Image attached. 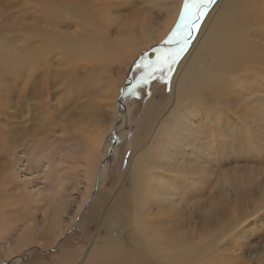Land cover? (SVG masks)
<instances>
[{"label":"rangeland","instance_id":"rangeland-1","mask_svg":"<svg viewBox=\"0 0 264 264\" xmlns=\"http://www.w3.org/2000/svg\"><path fill=\"white\" fill-rule=\"evenodd\" d=\"M0 1L6 3L0 2V42L6 50L4 54H0V76H3L0 80V136L3 135L0 137V264H83L91 241L101 230V219L111 204L116 189L127 185L124 175L131 157L138 149L151 155L148 145L151 136L172 104L171 80L173 81L175 71L177 76L181 74L184 63L179 68L178 64L191 47V41L198 31H201L200 26L217 0H213L203 9L204 15L197 21V27L192 29L193 38L186 45H182L184 51L172 64V71L165 72L164 79L154 80L148 94L138 91V98L134 96V93L137 94L136 90L130 87L124 91L121 98L122 88L127 87L130 65L137 56L154 47V44H168L167 41L179 22L183 0L180 1V10L175 22L164 34V28L160 26L168 21L166 10L175 6L170 0L120 2L118 6L121 10L111 13L110 16L118 17L120 12L119 17H122L121 23L124 27L123 38L136 37L135 41L139 47L108 65L105 73L100 74L99 81L96 80L98 84L93 87L80 84L91 81V76L86 71L87 64L81 60L78 62L84 56L76 55L72 50L65 57L60 54V57L71 65V70L74 71L71 76L74 77L75 74V78L54 84L48 93L45 92L47 88L42 85L40 94L23 92V78L30 72L37 71V56L41 55L37 53L41 45L44 44L47 50L48 41L51 44L62 42L61 35L72 31L64 28V24L70 23L71 15L62 8H56L52 12V19H57L56 30L60 33L55 38L56 42L54 39L46 40L41 37L39 26L42 25L35 21L42 15L38 10L41 9V0H34L32 5L30 0ZM62 1L73 5V0ZM99 1L106 6L111 2ZM74 2L88 3L87 0ZM148 28H155L154 38L159 35V40L148 44L138 42L141 40L139 35L147 34L145 30ZM113 35L115 34L110 37ZM183 35L188 37L187 32ZM161 50L157 48L154 51V58L162 53ZM51 51L53 52L52 48ZM26 53L33 54L31 61H34L29 64L11 58L16 55L23 58ZM71 55H75L74 59ZM153 56L143 55L141 60ZM11 60L15 61L14 67L6 64ZM29 65L34 68L27 70ZM140 70L143 69H139L137 65L134 71H131L132 80L136 79ZM41 72L42 69L38 68V74ZM240 74L246 76L245 71ZM251 81L240 82L238 85L241 93L226 97L224 104H215L211 97L206 105L208 107L196 106L202 101L203 95V92L195 90L198 86L196 82H193V90L188 98V103L191 104L189 109L192 110L195 106L198 112L196 117L187 112V118L191 120L188 127L194 131L181 138V143L186 146L182 147L176 161L185 163L181 172L186 173L189 182L180 186L176 180L167 182V185L172 187L174 193L180 194L181 200L189 199L182 207H185V214L194 221L203 219L209 207H213L219 219L229 216L241 217L239 226L227 234L225 241L219 242L218 248L224 246L227 251L222 254L216 249L209 253L206 251L203 256L197 258L198 264H264V208L257 209L264 199V79L259 82ZM249 84L255 86L254 89L250 90ZM27 87L31 88L29 85ZM120 98L121 104L125 106L123 109L119 104ZM83 104L96 108L99 123L83 124L75 120V115L80 112ZM146 109L148 113L147 117H144ZM207 115L210 119H207ZM68 119L71 123H67ZM141 119L148 122L143 135L142 130H138ZM80 126L87 133L91 131L99 132L98 136L101 134L100 145L91 153V157L86 156L85 149L82 150L76 131H71L72 128ZM115 136L117 142L108 156V147L112 145ZM200 146L201 150L196 153L195 150ZM135 149L137 150L134 151ZM190 154L199 158L194 161L195 165L200 163L203 166L201 180L194 176L189 164ZM164 167L167 168V164ZM99 168L100 178L96 183L97 190L92 196ZM57 173L60 179H57ZM58 183H62L63 195L56 197L62 199L57 207L51 208L47 216L42 218L41 214L45 209L42 213L41 210L36 212L37 204L32 203L29 211L34 213V220L27 222L25 195L44 200L38 204L42 209L58 187ZM14 186L21 190L25 186L24 195L20 191L15 192ZM195 187L197 190L201 189V192L195 193ZM65 195L67 197L64 198ZM101 197L106 199L103 204L100 202ZM55 210L59 211L56 213ZM154 212L155 210L149 211ZM55 222L58 224L53 230ZM30 225H33V231L36 233L33 237L30 235L29 241L20 249H14L12 252L13 243L23 238L24 227ZM208 241L209 237L205 236L197 238L194 243L206 245ZM188 259L186 264L194 260L191 257Z\"/></svg>","mask_w":264,"mask_h":264},{"label":"bare ground","instance_id":"bare-ground-1","mask_svg":"<svg viewBox=\"0 0 264 264\" xmlns=\"http://www.w3.org/2000/svg\"><path fill=\"white\" fill-rule=\"evenodd\" d=\"M33 1L30 0V5L34 3ZM87 1V4H75L73 0L74 6L66 4L62 0L40 1L41 9L38 10L42 15H39L35 21L42 25L39 26L41 37H45L46 40H55L60 34L56 30L57 19H52L54 17L52 12L56 8H62L71 15L70 23L64 24V28L72 31L64 32L61 35L62 42L55 40L57 43L51 44L48 41L47 50H45L44 44V46L41 45L43 48L40 47L41 53H39L40 51L37 53L41 55L37 56L39 62L36 64L39 67H37V71L30 72L26 78H23V92L40 94V86L44 85L47 88L45 92L48 93L49 88L54 84L75 78V74L74 77L71 76L74 71L71 70L69 62L60 57V54H63L64 57L68 55L70 50L76 55L84 56L78 62L81 60L87 64L86 71L91 76V81L87 84L83 82L80 84L85 87H93L98 84L96 80L100 78L102 72L105 73L108 65H112L128 52L139 47L135 41L136 37L123 38L124 27L121 23L122 17H119L120 12H118V17L110 16L111 13L121 10L118 4L120 5V2L124 0H111L108 6L100 3L99 0ZM180 1L182 2V0H170L175 6L166 10L168 21L162 26L159 25L164 28L163 34L168 32L175 22V17L178 16L180 10ZM0 2L5 3V1ZM97 8L101 9L97 10ZM202 25L203 27L199 28L201 31H198L194 41H191V47L186 54L184 53L185 55L178 64L179 68L184 63L181 74L177 76V71H175L173 81L171 80L172 104L151 136V142L148 144L151 148V155L138 149L131 157L124 175L127 185H121L116 189L111 204L102 219L100 218L101 226L99 227L101 230L99 229L100 231L91 241L86 261L83 264H186L190 257L194 259L190 264H198L197 258L203 256L206 251L209 253L216 249L219 254L227 251L224 246L218 248L219 242L225 241L227 234L239 226L238 222L241 217L229 216L219 219L213 207H209L203 219L194 221L185 214V207H182L189 199L181 200L180 194L174 193L167 182L177 180L180 186L189 182L186 173L181 172L185 163H179L176 159L180 156L182 147L186 146L181 143V138L194 131L189 129L188 123L191 120L187 118V112L195 117L198 112L195 106L192 107V110L189 109L191 104L188 103V98L193 90V82L198 85L195 90L203 92L202 103L200 102L196 106L204 107L208 105L211 97L215 100V104L216 102L224 104L226 97L241 93L238 85L240 82L245 80L259 82L264 79V0H217ZM154 29H146L145 31L148 33L140 34L138 38L141 40L138 42L148 44L151 41L159 40V35L154 38ZM111 34L115 35L111 38ZM96 38L99 40L97 41ZM39 41L41 40L39 39ZM51 48L53 52H50ZM5 52L6 50L0 42V54ZM31 55H23V58L16 55L11 58L16 59L15 61L23 60V64H29L33 58ZM57 55H59L58 58H56ZM71 56L74 59L75 55ZM13 61H8L6 64L14 67ZM38 68L42 69L39 74ZM241 71H245L246 76L241 75ZM75 73L77 72L75 71ZM0 77L1 80L3 76ZM28 85L31 88H26ZM249 87L251 90L255 86L249 84ZM90 107L83 104L80 112L75 115V120L83 124L99 123L96 108ZM147 113L148 109L144 111V117H147ZM198 116L200 115L198 114ZM207 119H210L209 115H207ZM145 120L141 119L138 124V130H142V135L148 125ZM67 123H71V120L68 119ZM81 127L72 128L71 131H76L77 137H80L78 139L82 150L85 149L86 156L90 155L91 157V153L100 145L101 134L98 136L99 132L92 133L91 131L87 133ZM168 139L169 142H167ZM110 146L111 144L108 150ZM200 150L201 146L195 152ZM190 155L191 162L189 164L194 171V176L201 180L203 166L200 163L195 165L194 161L199 158L193 154ZM165 164H167V168L164 167ZM100 170L96 172L95 184L99 181ZM61 171L64 172L65 169ZM56 176L57 179H60L58 173ZM58 184L42 209L38 204L44 200L32 198V195H25L27 197L25 209L28 210L27 222L34 220V213L31 214L29 211L32 203L37 204L36 212L41 210L42 213V210L45 209L41 214L42 218L47 216L51 208L57 207L59 200L62 199L56 197L63 195L62 183ZM14 187V191H20L22 195L26 192L25 186H23V190L17 186ZM193 191L200 193L201 189L197 190L195 187ZM105 200V197L100 198L102 204ZM261 202L258 204V210L264 208V199ZM150 210H155V212L149 213ZM181 211L183 216L180 215ZM254 211L255 213L257 211L255 207ZM52 212L51 214L55 213ZM218 221L220 222L218 223ZM57 224V222L54 223L53 230L56 229L54 227ZM1 225L0 220V228ZM35 233L33 225L25 226L23 238L13 243L12 252L14 249H20L29 241L28 237L30 235L33 237ZM205 236L209 237L206 245L194 243L197 238ZM150 259L153 261L151 262Z\"/></svg>","mask_w":264,"mask_h":264},{"label":"snow or ice","instance_id":"snow-or-ice-1","mask_svg":"<svg viewBox=\"0 0 264 264\" xmlns=\"http://www.w3.org/2000/svg\"><path fill=\"white\" fill-rule=\"evenodd\" d=\"M212 2L213 0H183L179 22L167 42L173 43L175 41L181 45L186 44L187 37L183 33L191 34V30L197 27V21L204 15L203 9ZM183 51L184 47L181 46L177 51L162 53L156 61L145 64L144 76L142 77L144 83L147 84L157 73L161 74L159 79H164V73L172 71V64L176 62V58Z\"/></svg>","mask_w":264,"mask_h":264},{"label":"flooded vegetation","instance_id":"flooded-vegetation-1","mask_svg":"<svg viewBox=\"0 0 264 264\" xmlns=\"http://www.w3.org/2000/svg\"><path fill=\"white\" fill-rule=\"evenodd\" d=\"M202 26V25H201ZM200 26V27H201ZM192 33V38H193V30H191ZM191 35V34H190ZM190 35H188L187 39L190 37ZM192 38L188 39L187 42H189ZM187 44V43H186ZM184 44V45H186ZM182 46L181 44L178 43H168V44H158L157 46L154 45V47L150 48L149 50L143 52V54L141 56H137L136 59H134L133 63L130 65V72H129V76L127 78V87L126 88H122L121 90V98L122 95L124 93L125 90H127L129 87L132 89H135L137 92V94L134 93L135 98H138L139 92L141 93H145L148 94L149 93V89H150V85L151 83L154 82V80L159 79L158 77L161 75L160 73H157L156 76H154L147 84L144 83V81L142 80V77L144 76V65L147 64L148 62L151 61H156L157 57L162 55V53L168 52V51H172L174 49H176L177 47ZM157 48H161L162 53L159 55H156V57L154 58L153 55H155L154 51ZM151 54V56H153L152 58L148 57L145 58L143 61L141 60L143 55H148ZM138 65L139 69H143L142 71L140 70V74L136 77L135 80H132L131 77V71H134V68ZM139 91V92H138ZM121 98L119 99L120 102L119 104H121ZM122 109L123 107L125 108V106L123 104H121ZM127 119V116L125 115V120Z\"/></svg>","mask_w":264,"mask_h":264},{"label":"water","instance_id":"water-1","mask_svg":"<svg viewBox=\"0 0 264 264\" xmlns=\"http://www.w3.org/2000/svg\"><path fill=\"white\" fill-rule=\"evenodd\" d=\"M190 38H192V33H191V35H190V37L188 38V39H190ZM187 39V40H188ZM187 43V42H186ZM116 142H117V138H116V136H115V140L113 141V143H112V145H111V147L109 148V150H108V156H109V154L112 152V150H113V148L115 147V144H116ZM107 157V156H106ZM105 161V160H104ZM104 161H103V163H104ZM102 163V164H103ZM100 169V168H99ZM97 190V184H94V188H93V191H92V196L94 195V193H95V191ZM92 196L90 197V199L92 198ZM73 229L75 230V226L73 227ZM7 264H9V263H7Z\"/></svg>","mask_w":264,"mask_h":264}]
</instances>
